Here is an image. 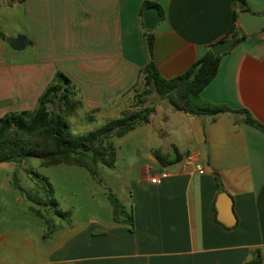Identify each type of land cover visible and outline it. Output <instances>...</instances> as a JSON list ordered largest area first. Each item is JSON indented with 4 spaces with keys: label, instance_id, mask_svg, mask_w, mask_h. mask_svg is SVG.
Masks as SVG:
<instances>
[{
    "label": "crops",
    "instance_id": "crops-1",
    "mask_svg": "<svg viewBox=\"0 0 264 264\" xmlns=\"http://www.w3.org/2000/svg\"><path fill=\"white\" fill-rule=\"evenodd\" d=\"M245 1L264 14V0ZM145 2L161 14L152 31L165 78L183 74L221 42L237 12L232 0H1L0 117L35 110L59 71L76 85L88 121L107 123L130 109L150 61ZM1 34L24 35L31 44L16 51ZM201 98L246 109L264 126V30L223 56ZM152 103L151 122L115 141V170L126 166L115 172V195L133 227L115 222L113 210L109 220L88 215L84 226L72 214L39 247L33 227L4 204L0 264H246L257 251L264 264V132L230 113L212 119ZM176 149L181 158L172 165L154 156L158 150L173 159ZM156 176L160 183L152 182ZM221 194L232 206L230 227L218 220Z\"/></svg>",
    "mask_w": 264,
    "mask_h": 264
},
{
    "label": "trees",
    "instance_id": "trees-1",
    "mask_svg": "<svg viewBox=\"0 0 264 264\" xmlns=\"http://www.w3.org/2000/svg\"><path fill=\"white\" fill-rule=\"evenodd\" d=\"M25 1L6 0V3L12 5L15 2ZM232 2L237 9L234 24L221 42L234 37L241 30L240 26L236 25L242 13L239 6L244 5L245 9L250 11L245 0H232ZM153 6V3L145 2L142 13ZM144 35L150 61L141 69L139 83L133 90L134 103L130 109L123 111L118 118L109 120L98 129L75 138L70 137L67 133L70 128L67 117L79 107L77 87L68 76L59 71L40 96L35 110L9 113L0 117V164L21 165L31 159H37L42 167L78 166L86 169L91 178L101 184L99 167L114 168L117 161V150L112 140L122 138L139 125L151 122V117L156 113V107L151 102V97L154 95L166 101L177 112L191 116L212 117V119L230 113L240 116L245 124L264 132V126L248 110H236L227 105L212 104L201 98V92L217 76L220 62L225 54L217 57L211 51L212 46H209L207 53L186 72L173 78H165L154 61L155 35L149 30H146ZM1 37L6 38L3 34ZM247 37L248 35L242 33L231 50ZM154 156L165 166L175 164L181 158L177 149L176 157L173 159L165 157L158 150L154 151ZM14 177L16 181V174ZM47 185L48 201L44 203V209L39 207L42 205L41 202L28 195L30 210L40 217L47 227L44 238H48L55 231L57 225L54 218L66 222H70L72 218L71 211H63L59 208L48 180ZM15 186L19 189L17 184ZM105 195L112 207L114 221L133 227L134 217L121 200L111 191ZM246 264H263L261 251L255 252L253 258Z\"/></svg>",
    "mask_w": 264,
    "mask_h": 264
},
{
    "label": "rangeland",
    "instance_id": "rangeland-1",
    "mask_svg": "<svg viewBox=\"0 0 264 264\" xmlns=\"http://www.w3.org/2000/svg\"><path fill=\"white\" fill-rule=\"evenodd\" d=\"M161 100L156 95L151 97V102L155 104ZM67 119L70 122L67 133L72 138L98 129L106 122L102 118L93 122L88 121L84 112L78 109L73 114L68 115ZM115 141H118V139L114 138L112 140L114 145ZM125 167L124 164H121L119 170L124 171ZM119 170H115V167L100 166L99 178L102 181L100 184L91 178L86 169L78 166L42 167L37 159H31L21 165L14 163L0 164V206L4 204L12 206L15 209L13 214L24 220L26 227H33L34 242L42 247L41 241L47 239L44 238L47 227L44 221L30 210L31 203L28 200V195L41 202L42 205L39 207L44 209V203L48 201L46 197L48 180L54 190V198L58 202L59 208L63 211H71L74 219L77 218L81 226H84L90 214L109 220L112 209L107 197L103 194L109 191L115 194V188L118 185L115 181V172ZM131 172H136L134 167ZM16 184L19 189L16 188ZM102 204L108 206H102ZM4 216L12 221V217H6V214ZM54 221L56 225L64 222L59 218H54ZM39 225L43 227L45 234L41 235L42 228L39 229ZM19 226L24 227L23 224ZM21 238L19 237V240ZM0 255L5 256L6 252L1 250Z\"/></svg>",
    "mask_w": 264,
    "mask_h": 264
},
{
    "label": "water",
    "instance_id": "water-1",
    "mask_svg": "<svg viewBox=\"0 0 264 264\" xmlns=\"http://www.w3.org/2000/svg\"><path fill=\"white\" fill-rule=\"evenodd\" d=\"M239 10L242 12L239 19V26L241 30L232 38H229L225 41L219 42L211 47L212 53L219 57L231 50L237 39L242 33H245L248 36H252L262 30H264V14H255L245 9L244 5L239 6ZM161 19V14L156 7L148 8L144 12V25L145 29L152 31L156 28L157 24ZM6 42L16 51H21L25 47L31 44V41L24 35H19L17 37H8ZM225 194H221V197L217 203L218 209V220L224 223L226 226H233L235 220L232 219L231 215L233 214L231 203L227 200H224ZM225 217H228L229 220L226 221Z\"/></svg>",
    "mask_w": 264,
    "mask_h": 264
},
{
    "label": "built area",
    "instance_id": "built-area-1",
    "mask_svg": "<svg viewBox=\"0 0 264 264\" xmlns=\"http://www.w3.org/2000/svg\"><path fill=\"white\" fill-rule=\"evenodd\" d=\"M200 173H203L201 170H200ZM167 176V174H164L163 175V177H166ZM152 182L153 183H160L161 182V180H160V178L159 177H154L153 179H152Z\"/></svg>",
    "mask_w": 264,
    "mask_h": 264
}]
</instances>
